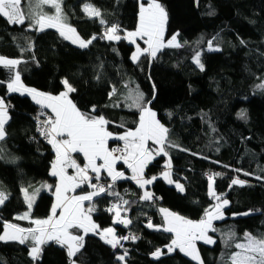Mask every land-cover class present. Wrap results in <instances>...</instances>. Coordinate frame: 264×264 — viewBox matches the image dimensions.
Masks as SVG:
<instances>
[{
  "label": "trees",
  "instance_id": "trees-1",
  "mask_svg": "<svg viewBox=\"0 0 264 264\" xmlns=\"http://www.w3.org/2000/svg\"><path fill=\"white\" fill-rule=\"evenodd\" d=\"M139 2L60 0V6L64 22L87 41L113 25L119 27L121 36L135 30ZM157 2L167 13L165 39L178 33L181 46L166 47L155 58L142 56L138 63L131 61L133 45L125 39H96L81 48L55 27L29 29L28 22L10 25L0 17V57L21 61L11 72L0 64V98L8 106L6 135L0 140V192L8 197L0 205V234L5 223L28 228L31 220L47 218L56 185L49 171L54 150L43 141L32 119L42 107L27 95L8 92L7 83L18 71L25 86L51 95L66 90L62 83L66 79L75 89L68 96L77 109L103 116L109 122L106 129L113 134L136 128L140 112L132 100L137 92L143 93L144 100L151 101L147 107L169 130V142L176 145L167 148L171 176L184 190L178 191L158 176L165 169L166 156H156L144 170L146 178L158 177L149 187L154 200H141L142 189L133 180L116 181L112 191L119 198L95 197L92 220L100 230L113 226L114 213L108 209L120 198L127 200L120 209L131 223L116 225V235L131 233L137 239L122 241L123 248L114 250L99 235L86 234L72 258L75 264H117L116 254L124 249L128 255L122 264H199L178 249L168 253L173 233L162 230L160 208L199 221L214 203L208 193L207 174L212 173L222 174L214 177V190L229 203L223 209L224 218L213 223L216 231L208 234L215 243L196 241L202 264H231L228 258L245 232L264 236V179H256L264 177V0ZM86 4L100 15L86 14ZM22 7L27 11L29 0H23ZM213 39L219 51L208 50V41ZM197 51L203 71L193 63ZM116 146L119 141H108V147ZM117 168L129 174L123 163ZM102 175L105 185L111 183ZM233 178L245 184L229 188ZM37 188L41 191L29 209L23 190L30 196ZM26 212L27 218H17ZM149 221L160 230L147 227ZM230 233L235 239L226 243ZM30 245L0 241V264H70L67 248L54 241L41 246L36 260L30 257ZM158 248L164 254L154 258L151 254Z\"/></svg>",
  "mask_w": 264,
  "mask_h": 264
},
{
  "label": "snow or ice",
  "instance_id": "snow-or-ice-1",
  "mask_svg": "<svg viewBox=\"0 0 264 264\" xmlns=\"http://www.w3.org/2000/svg\"><path fill=\"white\" fill-rule=\"evenodd\" d=\"M23 0H0V17L6 18L10 25H24L28 22L29 29L43 31L45 28H57L60 35L65 39H69L66 33H75V29L64 22L62 10L59 0H29L28 10L25 11L22 7ZM43 5H50L55 8V15H46L43 10ZM84 12L88 15L99 16L97 9L92 8L91 5L84 6ZM167 22V13L164 8L157 3V0H148L147 7L143 3L140 5L139 24L135 31L128 32L125 36L119 35V27L113 25L107 27L102 36H93L91 39L85 41L76 36L72 42L79 43V47H88L96 39H107L109 41H120L122 39L129 40V43H135L136 37L144 40L147 45L146 48H141L139 45L136 51L132 54L131 60L133 63H138L142 56H149L155 58L157 53L166 47H180L177 43V34H174L171 39L165 40L164 32ZM101 24H105L103 19ZM215 39V38H214ZM214 39L208 41L209 51H219L218 47H213ZM243 43V41H241ZM201 53L197 51L193 56V63L196 64L201 71L204 70V65L201 63ZM21 63L19 60L4 59L0 57V64L9 68L11 72L13 68ZM66 91L61 92L58 96L48 95L37 91L36 89L25 88L20 83V74L17 71L14 78L7 83L9 93L21 91L32 96V99L42 108L51 109L47 119L40 120L37 117V131L44 137L55 150L56 159L52 163L51 175L58 178L55 185L56 201L52 204L51 215L43 220H34L32 223L37 225L36 228H21L15 224L5 223L4 232L0 234V241H18L20 244H25L27 241H33L30 248V256L36 260L41 252V246L49 241H54L67 247V255L70 259V264H75L72 259L79 253L83 246L84 236L75 234L72 230L84 229L87 234L89 229L93 230L94 234L100 236L102 240L112 249L116 250L123 248L122 241L135 240L134 236L118 237L115 234L114 227H108L100 230L98 225L92 223L89 215L85 214L83 202L87 201L89 206L87 212L91 213L95 210L94 198L101 195H115L119 198V193L112 191L115 182L121 179H131L136 182L140 188L146 185H151L158 177L153 176L150 179L146 178L145 168L155 159L156 156H167V148L176 147L168 140V129L156 119V113L153 112L147 104L151 101H145L143 93L137 92L132 103L139 109V122L135 129H128L123 134L114 135L106 129L109 123L103 116L95 117L90 114L79 111L75 104L68 99V94L75 91V89L65 79L62 81ZM155 87V86H153ZM264 87V85H261ZM115 89H113V92ZM112 95V93H110ZM155 96H153V99ZM8 106L5 104L3 98H0V140L5 138V125L8 119ZM95 112V108L92 109ZM41 115H44L42 112ZM171 115V114H169ZM243 117V113H240ZM123 127V125H121ZM115 139L123 142V148L108 147V141ZM148 141H152L157 145L156 148L147 146ZM73 153H81L85 163L81 166L77 160L73 158ZM118 161H123L127 168L131 170L132 175L126 177L125 173L116 170ZM170 167V162L165 165V168ZM227 167V166H225ZM72 169L75 175H69L68 170ZM235 171H241L239 169ZM89 172L94 175H90ZM111 178V183L105 185L101 183L103 173ZM163 178L169 183H175L178 191H183V185L179 182L173 181L170 178V172L164 171ZM208 175V193L210 198H214L217 203L211 209H205L204 216L199 221H192L178 216L174 213L167 212L166 209H161L165 213L164 232L173 233L174 238L167 246L168 253L179 248L186 256L192 260L200 261L199 253L196 249V241L202 240L205 244H213V240L207 235L209 231H216L213 226L214 220L222 219L221 209L226 207L229 203L227 199H223L217 195L214 190V177L221 176V173H212ZM244 175H251L244 173ZM258 180L264 177H256ZM95 181V183L93 182ZM87 184L92 191L86 195H69V192H75L82 185ZM243 185L245 181L238 178H233L229 188L233 185ZM42 187L51 188L50 185H43ZM25 191V199L29 209L32 208L33 201L36 195L41 191L37 188L32 195ZM7 195L0 192V205H3L7 200ZM122 200V198H120ZM141 200H154L155 197L144 191L140 197ZM222 201V202H221ZM129 201L122 200L121 203H114L108 210L111 212L115 209L122 208L127 205ZM59 210V211H58ZM248 213H243L247 215ZM29 213H25L18 219L27 218ZM117 217L121 216L120 211H116ZM130 220H113V224H123L125 227L130 224ZM147 227L156 228L160 230L159 226L153 225L151 221L148 222ZM11 230V231H9ZM105 234H110L109 239ZM235 235L230 233L225 240H234ZM235 249L229 260L231 264H264V236L256 237L251 233L245 232L241 242H235ZM161 249H156L151 255L158 258L163 255ZM128 255L127 249H124L122 254H116L117 264H122Z\"/></svg>",
  "mask_w": 264,
  "mask_h": 264
},
{
  "label": "rangeland",
  "instance_id": "rangeland-1",
  "mask_svg": "<svg viewBox=\"0 0 264 264\" xmlns=\"http://www.w3.org/2000/svg\"><path fill=\"white\" fill-rule=\"evenodd\" d=\"M33 2H35V0L33 1ZM59 2H60V0H59ZM141 3H143L144 4V6L145 7H147V4H148V0H146L145 2H143L142 0H140V2H139V11H140V5H141ZM158 3V2H157ZM43 10H44V13L46 14V15H50V14H52V15H55V8H53V7H51L50 5H43ZM138 23H137V26H138V24H139V14H138ZM73 28V27H72ZM137 28V27H136ZM136 28H135V30H136ZM134 29L132 30V31H129V32H133V31H135ZM60 32V31H59ZM128 33V32H127ZM126 33V34H127ZM68 36H69V39H66L67 41H69V42H71V44H73L74 46H78L79 47V43L77 42V43H73L72 42V40L76 37V36H79L78 34H77V32L75 31V33H66ZM164 35H165V32H164ZM79 38H80V36H79ZM80 39H83V38H80ZM169 39H171V38H169ZM84 40V39H83ZM125 40H127V39H125ZM135 40H136V42L135 43H130V44H132L133 45V51H132V53H131V56H132V54L136 51V47H137V45H139L141 48H146L147 47V45L144 43V40H142V39H140L139 37H136L135 38ZM166 41L168 40V39H165ZM127 42H129V40H127ZM132 61V60H131ZM196 65V64H195ZM14 77V76H13ZM20 83L25 87V88H31V89H34V88H32V87H28V86H25L22 82H21V80H20ZM38 91V90H37ZM23 92V89H21V91H17L16 93H18L19 95L21 94ZM21 95H27V96H29V97H31L32 98V96L31 95H29V94H27V93H23V94H21ZM156 119H157V117H156ZM114 135H119V134H114ZM147 146L148 147H150V148H156L157 147V145H155V144H153V142L151 141V143H150V145L149 144H147ZM122 147V146H121ZM123 148V147H122ZM170 162V157L167 155L166 156V162H165V164L166 163H169ZM164 164V165H165ZM117 171H122V172H124L125 173V176L127 177V176H131L132 175V172H131V170L129 169V171H130V174L128 175L127 174V172H125L124 170H119L118 168L116 169ZM169 171L170 172V178L172 179V176H171V165H170V168H168V169H164L163 171H162V173L164 172V171ZM162 173H160L158 176L159 177H163L161 174ZM90 174H92V173H90ZM94 175V174H93ZM152 177V176H151ZM151 177H149V179L151 178ZM157 177V176H156ZM166 183H167V181L164 179V178H162ZM168 185H174L175 186V183H172V184H169V183H167ZM137 185V184H136ZM152 185V184H151ZM151 185H146L144 188H141L142 189V195H143V193H144V191L145 190H147L148 192H150L151 193V191H150V189H149V187L151 186ZM138 186V185H137ZM84 187H85V189H89L88 191H86V192H90V191H92V190H90L91 188H89L88 186H87V184H84ZM25 195H26V193H25V191H23V196H24V198H25ZM54 196V195H53ZM223 199H225V198H223ZM25 201H26V199H25ZM222 202V201H221ZM217 203V201L214 199V203H213V205H212V208H213V206L215 205ZM25 204H27V201H26V203ZM120 209V208H119ZM122 209V208H121ZM120 209V210H121ZM161 209H166V208H160V211H161ZM224 209V208H223ZM223 209H221V213H222V216H223V218H224V216H225V214H224V211H223ZM119 210V211H120ZM167 210V212H169V213H174V212H172V211H170V210H168V209H166ZM122 212V214H123V210H121ZM174 214H176V213H174ZM161 215H162V217H163V220H164V225H163V227L164 226H166L165 225V213L164 212H162L161 211ZM177 215V214H176ZM124 216V215H123ZM179 216V215H178ZM120 217V216H119ZM119 217H114L116 220L117 219H122L123 217L121 216V218H119ZM222 218V219H223ZM124 219V218H123ZM222 219H219V220H214L213 221V223L215 222V221H220V220H222ZM213 226H214V224H213ZM210 232V231H209ZM209 232L207 233V235L209 234ZM209 236V235H208ZM173 238H174V234H173ZM171 243V242H170ZM196 243V242H195ZM30 246H32V245H30ZM168 246V245H167ZM31 248V247H30ZM196 248H197V246H196ZM176 249H178L179 250V248H175V250ZM167 250V249H166ZM180 251V250H179ZM198 251V250H197ZM181 252V251H180ZM183 253V252H182ZM199 253V252H198ZM199 256H200V254H199ZM189 257V256H188ZM190 258V257H189ZM201 258V257H200ZM200 261H201V259H200ZM197 262V261H196ZM197 263H199V262H197Z\"/></svg>",
  "mask_w": 264,
  "mask_h": 264
},
{
  "label": "crops",
  "instance_id": "crops-1",
  "mask_svg": "<svg viewBox=\"0 0 264 264\" xmlns=\"http://www.w3.org/2000/svg\"><path fill=\"white\" fill-rule=\"evenodd\" d=\"M64 91H66V90H64ZM63 91V92H64ZM45 94H47V93H45ZM48 95H51V94H48ZM58 95H60V93L59 94H57V95H52V96H58ZM68 99H70L69 98V96H68ZM34 101V100H33ZM35 102V101H34ZM36 103V102H35ZM37 104V103H36ZM38 106H40L41 107V105H39V104H37ZM44 109H46V111H47V113L48 114H50V112H51V109H48V108H44ZM123 134V133H122ZM120 142V146H122L123 147V142L122 141H119ZM150 143H151V141H148V144L150 145ZM53 148V147H52ZM110 148V147H109ZM54 150V149H53ZM72 156H73V158H75L76 160H77V163H79L81 166H83V164L85 163V161H84V158H83V155L81 154V153H73L72 154ZM55 159H56V154H55V150H54V160H53V162L55 161ZM52 162V163H53ZM123 163V161H118L117 162V164H119V163ZM117 164H116V169H117ZM124 164V163H123ZM167 164V163H166ZM165 164V165H166ZM124 166H126L127 167V165H125L124 164ZM170 168V167H169ZM128 169V168H127ZM50 174H51V172H52V165H51V168H50ZM126 172V171H125ZM128 172H129V174H130V171H129V169H128ZM91 172H89V174H90ZM68 174L69 175H75V172L72 170V169H69L68 170ZM93 174V173H92ZM103 174H105L106 176H107V173L106 172H104ZM128 174V173H127ZM128 174V175H129ZM131 175V174H130ZM52 176V175H51ZM108 177V176H107ZM127 177H130V176H127ZM109 179H111L110 177H108ZM161 178H163V177H161ZM55 179H56V184H57V182H58V178L57 177H55ZM121 180H123V179H121ZM135 182V181H134ZM136 183V182H135ZM168 183V182H167ZM140 188V187H139ZM89 190V189H88ZM88 190H86L85 189V187H84V185H82L80 188H78L74 193L73 192H69L68 194L69 195H86L88 192H86V191H88ZM54 200H53V203L56 201V196H55V188H54ZM152 194V193H151ZM29 195V194H28ZM88 206H89V204H88V202L87 201H85V202H83V207H84V209H85V214L86 215H89L90 216V218H91V221H92V223H94V224H96L95 222H93V220H92V217H91V213H88L87 212V208H88ZM120 209H115V210H113L112 212L114 213L113 215H114V217H116V215H115V212L116 211H119ZM59 211V210H58ZM120 212H122L121 210H120ZM161 212V211H160ZM50 213V215L52 214L51 213V211L49 212ZM121 216L124 218V220H129L127 217H125V216H123V214L121 213ZM121 216L119 217V218H121ZM122 218V219H123ZM46 219V218H45ZM115 218H113V220H114ZM35 220H43V219H35ZM112 220V221H113ZM116 220V219H115ZM117 220H119V219H117ZM31 221H34V220H31ZM97 225V224H96ZM116 225H122V226H124L123 224H116ZM116 225H114L113 224V226H110V227H114L115 228V226ZM37 227V225H35L34 223H32L31 224V227H28V228H36ZM108 228V227H107ZM24 229H27V228H24ZM102 230V229H101ZM9 231H11V230H9ZM75 234H79V235H86L85 234V231H84V229H75V230H72ZM3 232H4V229H3ZM3 232H2V234H3ZM87 234H93V230L92 229H89L88 230V232H87ZM115 234H116V231H115ZM109 239L111 238V235L110 234H105ZM8 241H12V240H8ZM18 242V241H17ZM31 243V244H33V241H31V240H29V241H27L26 243ZM66 247V246H65ZM67 248V247H66ZM29 253H30V250H29ZM31 257V256H30Z\"/></svg>",
  "mask_w": 264,
  "mask_h": 264
},
{
  "label": "built area",
  "instance_id": "built-area-1",
  "mask_svg": "<svg viewBox=\"0 0 264 264\" xmlns=\"http://www.w3.org/2000/svg\"><path fill=\"white\" fill-rule=\"evenodd\" d=\"M42 112L44 113V115H41ZM47 116H48V113H47V111H46L45 109H43V108H40V109H38V110L36 111L34 117H32V119H33V123H34V125H35V127H36V128H35L36 130H37V117H39L40 120H45V119H47ZM41 137H42V136H41ZM42 139H43V141H44L45 143H48L47 140H46L44 137H42ZM116 147L122 148L121 146H116ZM90 175H93V174H90ZM93 182L95 183V181H93ZM101 183L105 184L103 180L101 181ZM157 198H159V197L157 196ZM121 202H122V201H121V199H120L119 201H117V204H119V203H121ZM126 236H133V235H132L131 233H127ZM129 240H130V239H129Z\"/></svg>",
  "mask_w": 264,
  "mask_h": 264
}]
</instances>
